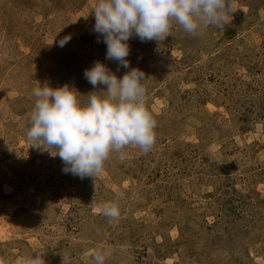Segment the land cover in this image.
<instances>
[{"label": "rangeland", "instance_id": "rangeland-1", "mask_svg": "<svg viewBox=\"0 0 264 264\" xmlns=\"http://www.w3.org/2000/svg\"><path fill=\"white\" fill-rule=\"evenodd\" d=\"M96 3L0 0V264L36 253L93 264L101 249L105 264H264V0H235L222 29L132 37L127 59L148 78L155 143L114 151L80 179L26 134L35 87L86 95L96 61L128 71L105 59ZM112 203L116 220L102 214Z\"/></svg>", "mask_w": 264, "mask_h": 264}, {"label": "clouds", "instance_id": "clouds-1", "mask_svg": "<svg viewBox=\"0 0 264 264\" xmlns=\"http://www.w3.org/2000/svg\"><path fill=\"white\" fill-rule=\"evenodd\" d=\"M235 10V0H97L92 30L106 45L105 59L128 71L121 77L105 62L96 61L83 74L94 89L86 95L68 85L35 87L26 134L31 147L59 157L62 171L80 179L96 177L110 153L127 146L148 153L156 140L157 122L144 103L148 78L127 59L129 40L160 42L172 34L174 25L191 35L209 27L222 29ZM70 40L61 39L59 46ZM102 214L116 220L120 209L115 203L105 204ZM109 254L107 249L98 250L93 264H105ZM25 264L45 261L36 253Z\"/></svg>", "mask_w": 264, "mask_h": 264}]
</instances>
